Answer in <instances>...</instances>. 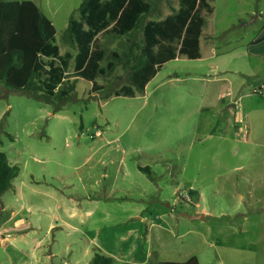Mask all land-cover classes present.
Instances as JSON below:
<instances>
[{"label":"rangeland","instance_id":"374dc122","mask_svg":"<svg viewBox=\"0 0 264 264\" xmlns=\"http://www.w3.org/2000/svg\"><path fill=\"white\" fill-rule=\"evenodd\" d=\"M32 1L60 53L74 54L63 34L83 0ZM145 1L133 32L98 35L102 66L114 64L96 78L102 89L71 62L58 89L75 90L58 107L24 91L0 97V151L19 166L0 196V264H88L97 250L113 264H264V0H209L201 57L170 60L144 92L115 96L143 23L177 7Z\"/></svg>","mask_w":264,"mask_h":264},{"label":"trees","instance_id":"16d2710c","mask_svg":"<svg viewBox=\"0 0 264 264\" xmlns=\"http://www.w3.org/2000/svg\"><path fill=\"white\" fill-rule=\"evenodd\" d=\"M174 12L161 20L143 23L141 42L135 54L132 47L124 54L123 66L129 69L128 84L115 91V96L134 97L144 92L147 83L164 63L176 58L201 57L200 35L205 15L213 12L209 0H176ZM79 19L70 18L64 38L75 46L76 52L60 53L56 44V30L52 21L31 0H0V97L10 91H24L44 103L57 100L63 104L71 91L58 89L63 83L70 63L73 74L91 82V92L103 88L96 78L111 70L102 66L105 50L98 35L118 37L133 32L141 17L150 10L145 0H83L79 5ZM113 58H118L112 54ZM45 59H49L46 61ZM154 180L148 166H139ZM19 166L8 161L0 151V196L13 187ZM190 195L197 194L190 189ZM112 256L97 250L88 264H113ZM144 264H199L197 257L185 261H161Z\"/></svg>","mask_w":264,"mask_h":264},{"label":"crops","instance_id":"0c3cea01","mask_svg":"<svg viewBox=\"0 0 264 264\" xmlns=\"http://www.w3.org/2000/svg\"><path fill=\"white\" fill-rule=\"evenodd\" d=\"M32 1V0H31ZM32 2H34V1H32ZM35 3V2H34ZM36 4V3H35ZM37 5V4H36ZM38 6V5H37ZM39 7V6H38ZM40 8V7H39ZM42 11V10H41ZM97 134H99V131H97L96 132ZM139 167V166H138ZM137 167V168H138ZM15 186V184L13 183V187ZM16 189V188H15ZM197 191V190H196ZM3 208H4V204H2V207H1V210H3ZM1 210H0V212H1ZM197 212V211H196ZM18 214H19V212L18 211H12L11 212V216H10V218L12 217V218H14V217H16V216H18ZM197 214V213H196ZM201 214V213H200ZM204 216V215H203ZM15 223H16V225H20L21 223H23V219L22 218H20V219H18V220H16L15 221ZM55 223V227H53L52 228V230H54V229H56V228H58L59 226H57L58 224H59V221H55L54 222ZM51 226H53V223H50V225H49V227H51ZM1 227H2V225H0V229H1ZM31 227V226H30ZM29 226L27 227V228H25V230L26 229H29L30 228ZM67 229H68V227H66ZM51 230V231H52ZM16 234H18V231H17V233ZM2 240H3V238H2ZM86 252V251H85ZM65 264H68L67 262L65 263ZM136 264H139V263H136Z\"/></svg>","mask_w":264,"mask_h":264},{"label":"water","instance_id":"95a60500","mask_svg":"<svg viewBox=\"0 0 264 264\" xmlns=\"http://www.w3.org/2000/svg\"><path fill=\"white\" fill-rule=\"evenodd\" d=\"M185 216L189 219H201L203 218V214H194V215H187L185 214Z\"/></svg>","mask_w":264,"mask_h":264}]
</instances>
